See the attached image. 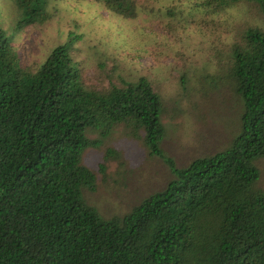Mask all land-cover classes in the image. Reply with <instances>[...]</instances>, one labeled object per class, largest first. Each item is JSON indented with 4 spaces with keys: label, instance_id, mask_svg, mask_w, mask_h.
Listing matches in <instances>:
<instances>
[{
    "label": "trees",
    "instance_id": "obj_1",
    "mask_svg": "<svg viewBox=\"0 0 264 264\" xmlns=\"http://www.w3.org/2000/svg\"><path fill=\"white\" fill-rule=\"evenodd\" d=\"M49 1L12 0L15 29L48 19ZM92 1L128 22L160 10L159 0ZM243 2L264 18V0L202 5ZM71 36L31 68L0 28V264H264V27H237L226 56L216 54L212 81L235 116L223 149L183 168L165 159L167 185L108 220L82 197L96 181L82 153L123 124L161 155L163 104L145 77L87 86Z\"/></svg>",
    "mask_w": 264,
    "mask_h": 264
},
{
    "label": "rangeland",
    "instance_id": "obj_2",
    "mask_svg": "<svg viewBox=\"0 0 264 264\" xmlns=\"http://www.w3.org/2000/svg\"><path fill=\"white\" fill-rule=\"evenodd\" d=\"M204 1L159 0L158 14L128 22L92 0H50L46 8L50 17L21 31L15 29L12 0H0V28L22 51L27 66L36 68L72 34L79 37L70 43L72 57L87 86L99 90L121 85L122 79L145 77L160 95L161 155L145 145L142 130L132 134L123 124L115 125L99 146L82 153V164L96 173L95 188L83 187L82 197L105 220L123 216L167 185L173 172L165 159L183 168L227 144L235 116L228 109L230 102H220L212 81L216 54L226 56L237 27H264V18L252 4L238 3L219 11L211 5L204 8ZM209 8L216 13L210 14ZM132 30L134 41L127 45L124 39ZM87 136L94 139L98 134L89 131ZM261 167L264 182V161Z\"/></svg>",
    "mask_w": 264,
    "mask_h": 264
}]
</instances>
